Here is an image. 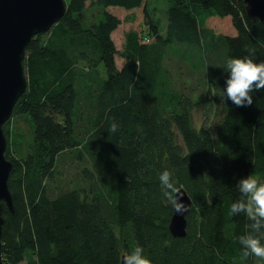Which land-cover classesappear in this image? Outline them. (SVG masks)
<instances>
[{
	"label": "trees",
	"instance_id": "trees-1",
	"mask_svg": "<svg viewBox=\"0 0 264 264\" xmlns=\"http://www.w3.org/2000/svg\"><path fill=\"white\" fill-rule=\"evenodd\" d=\"M66 1L27 46L28 89L4 125L14 213L4 206L3 264H122L136 246L152 264H233L249 223L228 215L237 184L264 178V90L246 107L222 90L229 58L254 49L264 61V24L243 0H163L165 23L151 0ZM111 7L135 11L122 51ZM217 96L223 115L197 126ZM16 117L29 122L26 151L12 141ZM165 170L192 199L183 238L169 229Z\"/></svg>",
	"mask_w": 264,
	"mask_h": 264
},
{
	"label": "water",
	"instance_id": "water-1",
	"mask_svg": "<svg viewBox=\"0 0 264 264\" xmlns=\"http://www.w3.org/2000/svg\"><path fill=\"white\" fill-rule=\"evenodd\" d=\"M243 1L247 16L264 24V0ZM66 12V0H0V264L4 206L14 213L9 189L13 164L6 158L8 139L4 125L12 119L17 102L28 89L24 64L27 46L35 36L51 31ZM176 196L187 210L180 214L174 207L169 229L174 237L183 238L187 235L192 199L184 188L178 189Z\"/></svg>",
	"mask_w": 264,
	"mask_h": 264
},
{
	"label": "clouds",
	"instance_id": "clouds-1",
	"mask_svg": "<svg viewBox=\"0 0 264 264\" xmlns=\"http://www.w3.org/2000/svg\"><path fill=\"white\" fill-rule=\"evenodd\" d=\"M255 50L240 58H229L226 64L228 78L226 88L222 90L223 102L231 101L237 107L250 106L253 102L252 93L264 90V61L254 59ZM119 125L113 119L109 131L115 133ZM164 189V196L173 204L176 211L182 214L186 206L178 202L177 188L172 173L168 170L159 175ZM240 197L230 205L229 217L244 214L249 223L245 234L237 237L240 245L238 257L233 264H247L249 257H255L257 264L264 261V180L250 174L241 178L237 184ZM122 264H152L145 250L136 246L122 258Z\"/></svg>",
	"mask_w": 264,
	"mask_h": 264
},
{
	"label": "rangeland",
	"instance_id": "rangeland-1",
	"mask_svg": "<svg viewBox=\"0 0 264 264\" xmlns=\"http://www.w3.org/2000/svg\"><path fill=\"white\" fill-rule=\"evenodd\" d=\"M164 7L165 4L163 0H151V8L155 9V14L162 23H165ZM110 11L123 21L119 29L113 34V39L119 51H122L125 43V35L132 28V24L129 22V20L131 19V15L135 11H127L126 9L121 7H111ZM214 25H217L218 30L226 29V27L224 28L223 26H218V24H216L215 22ZM117 62H118V66L121 67L122 64L124 63V60L120 56H117ZM202 97H203V93H199L196 96L198 100L201 99ZM214 100L215 102L213 101L209 102V106L207 105L205 109H199L195 112V120L197 126H200L203 123L213 125L215 122L219 121V119L223 115L224 106L222 99L219 96H217V98H214ZM10 130H11L10 134L12 135V139H13L12 141H17L16 144L18 145L19 143H21L22 145L21 149L26 151L28 141L30 140V136H31L29 122L25 118L16 117L14 120H12ZM20 135L22 137H20ZM14 146H12L13 151H15ZM74 174L75 173L72 172V175ZM260 179L264 180V178L261 177ZM29 260L30 262L32 261V259H28L22 264H29L28 262Z\"/></svg>",
	"mask_w": 264,
	"mask_h": 264
}]
</instances>
